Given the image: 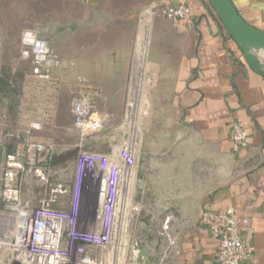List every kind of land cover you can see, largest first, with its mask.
Masks as SVG:
<instances>
[{
    "label": "crops",
    "instance_id": "0c3cea01",
    "mask_svg": "<svg viewBox=\"0 0 264 264\" xmlns=\"http://www.w3.org/2000/svg\"><path fill=\"white\" fill-rule=\"evenodd\" d=\"M230 1L264 33V0ZM178 5L190 9L191 25L163 17L166 7ZM62 17V25L79 28L72 42L83 49L94 41L93 32L113 28V67H95L93 74L55 69L50 81L35 78L30 61L20 57L21 35L44 33L57 56L47 31ZM144 31L148 46L139 43L134 52ZM71 85L81 93L113 90V102H169L174 146L144 169L148 180L156 171L164 183L155 202L176 236L162 264H214L217 243L200 212L228 209L253 247L250 264H264V75L248 67L207 0H0V172L8 154L36 150L46 102H58V91ZM233 122L247 134L246 147L236 154L229 137Z\"/></svg>",
    "mask_w": 264,
    "mask_h": 264
},
{
    "label": "rangeland",
    "instance_id": "374dc122",
    "mask_svg": "<svg viewBox=\"0 0 264 264\" xmlns=\"http://www.w3.org/2000/svg\"><path fill=\"white\" fill-rule=\"evenodd\" d=\"M58 23L61 24L48 31L44 28L55 54L64 66L57 70L61 72L69 69L75 73L81 69L93 74L95 67H113V28L98 29L95 32L92 30L94 41L83 49L84 44L72 42L79 28L62 25L65 23L64 17ZM40 36L46 37L44 33ZM67 38L70 42H62V39ZM140 39L135 43L134 52L139 43L145 41L148 46V34L145 31ZM79 52H86L88 58L79 60ZM133 61L136 62L135 57ZM75 79L80 82L82 77ZM72 86L69 91H58V102H51V105L46 102L43 108L44 122L38 131V143L34 144L37 149L21 156L23 169L19 174V187L22 203L29 208L36 207L49 198L52 187L62 184L66 194L58 208L66 209L73 187L78 152H97L116 160L117 152L127 148L135 158L134 179L128 188V203L121 205L120 211L116 212L113 245L110 250L102 253V263L162 264L173 250L176 236L169 223L164 225L160 218L163 210L155 202L164 183H158L156 171L151 172L148 180L144 176L147 174L144 169L147 164L157 161L165 150L174 146L177 127L172 120L169 102H113V90L90 91L86 88L81 93L77 87ZM138 94L142 96L144 92L139 91ZM78 97L88 99L93 118L100 122L98 131L80 130L74 126L72 103ZM132 169L127 172L124 170L123 173L130 174ZM88 185V181L82 180V202L87 198ZM5 212L0 201V239L2 242H10L13 238L10 224L1 216L7 215ZM13 254L16 258V254ZM9 258L10 252L2 246L0 264H8ZM73 260L76 257L72 256Z\"/></svg>",
    "mask_w": 264,
    "mask_h": 264
},
{
    "label": "built area",
    "instance_id": "2783aa9c",
    "mask_svg": "<svg viewBox=\"0 0 264 264\" xmlns=\"http://www.w3.org/2000/svg\"><path fill=\"white\" fill-rule=\"evenodd\" d=\"M162 15L172 23L192 24L191 11L185 5L168 6ZM19 45L21 59L30 61L31 73L38 80L50 81L53 70L64 67L48 43L33 31L23 32ZM88 102L86 97L73 100V124L77 129L96 132L100 122L93 118ZM229 137L233 154L246 147L247 134L240 123H232ZM22 155L18 150L8 154L0 173V201L7 211L2 218L10 224L13 236L10 242L0 239V248L4 246L10 252L8 264H103L102 253L112 247L123 171L135 166L130 150L120 149L116 160L97 152L79 151L66 209L58 208L66 194L62 184L52 187L49 198L36 207L22 203ZM37 176L46 183L40 174ZM82 180L89 184L84 202ZM200 221L217 243L214 264H250L254 250L244 240L233 209L223 213L203 210ZM72 256L76 260L72 261Z\"/></svg>",
    "mask_w": 264,
    "mask_h": 264
},
{
    "label": "water",
    "instance_id": "95a60500",
    "mask_svg": "<svg viewBox=\"0 0 264 264\" xmlns=\"http://www.w3.org/2000/svg\"><path fill=\"white\" fill-rule=\"evenodd\" d=\"M217 18L240 50L245 63L264 75V33L249 26L230 0H207Z\"/></svg>",
    "mask_w": 264,
    "mask_h": 264
},
{
    "label": "bare ground",
    "instance_id": "6f19581e",
    "mask_svg": "<svg viewBox=\"0 0 264 264\" xmlns=\"http://www.w3.org/2000/svg\"><path fill=\"white\" fill-rule=\"evenodd\" d=\"M130 176L131 175L129 173H126V172L123 173V182L124 183H123V186L121 187V191L119 192V197H118L116 212L120 211L119 209H121V205L124 206L125 205L124 203H126V191H127V185L130 182ZM1 216H3V215H1ZM112 245H113V240H112Z\"/></svg>",
    "mask_w": 264,
    "mask_h": 264
}]
</instances>
